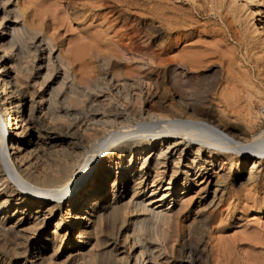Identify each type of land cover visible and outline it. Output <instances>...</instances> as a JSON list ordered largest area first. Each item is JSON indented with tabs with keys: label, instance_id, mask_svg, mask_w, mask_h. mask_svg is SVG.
I'll list each match as a JSON object with an SVG mask.
<instances>
[{
	"label": "bare ground",
	"instance_id": "1",
	"mask_svg": "<svg viewBox=\"0 0 264 264\" xmlns=\"http://www.w3.org/2000/svg\"><path fill=\"white\" fill-rule=\"evenodd\" d=\"M99 1L63 2L91 20L108 7ZM30 2L0 0V264H204L227 182L264 158L258 116L240 119L225 94L218 111L199 91L174 99L186 97L176 91L185 59L173 65L163 57L147 42V22L127 11L111 10L112 26L123 23L112 34L101 25L65 45L63 33L48 29L61 25L52 5L37 11ZM123 65L124 73L104 75ZM56 66L69 80L65 93L46 84ZM170 78L176 90L164 99ZM78 167H88L81 180ZM259 168L245 181L255 183Z\"/></svg>",
	"mask_w": 264,
	"mask_h": 264
},
{
	"label": "rangeland",
	"instance_id": "2",
	"mask_svg": "<svg viewBox=\"0 0 264 264\" xmlns=\"http://www.w3.org/2000/svg\"><path fill=\"white\" fill-rule=\"evenodd\" d=\"M44 1L33 0L32 3L30 2V5L37 11L38 9L39 11L47 10L46 8L52 5V9L56 10L53 16L58 18L56 21L59 24L61 23V25L58 24V29L54 30L53 28L56 25H52L51 27L48 24V29L50 28V32L57 31L58 33H63L60 38H64L65 45L69 44V40H66L67 36L77 39L79 35L82 36L84 32L90 29L99 30L102 27L105 30L110 27L108 31L113 33L114 30L122 28V21L119 23L116 21L117 23L113 26L112 24L115 21H112L113 23L110 20L108 21L109 17L113 15L111 10H124L142 22H147L149 25L147 35L150 36L147 42L162 53L163 57L170 60L173 65L181 64V62L184 64L185 62V67L187 68L183 75L187 77L184 78L182 76L186 80V82L184 80L185 85L182 83L185 89H182V86H177L173 81L174 85L172 83L173 79L170 78L171 82H167L169 86L165 85L160 88L161 91H164V99H170L173 94L172 91L175 92L177 86L176 91H183L184 93L182 92V94H185L186 97L183 96L180 99V96H176L174 99H178V101H182L184 98V101L186 99V101L193 100L192 97L197 99L196 95L197 91H199V94L202 92V99L209 97L206 100L207 104H210L218 111V109L221 110L224 107L219 102L220 99L226 97L223 100L226 99V102L228 100L231 103L230 105L227 102L229 109L234 110L238 107L236 111L244 115L246 113V116L249 112L247 118L255 119L258 116L257 122L259 123L256 128L257 130H259V126L264 128V0H100L99 2L106 3L108 7L105 6L106 8L101 9L91 20L83 17L78 18L77 14L66 12L64 0H56V3L59 2L58 4L54 0H51L52 2L49 0ZM76 1L78 3H86L89 0ZM53 3H55L54 6ZM60 38L58 39L59 44L61 43L59 41L61 40ZM159 41H162V44L160 43L159 45ZM186 53L189 55V58L186 57ZM193 53L197 60L195 57H192ZM184 54L186 58H184ZM193 58L195 59V65L191 63L194 60ZM198 58L204 63L201 61L197 62ZM187 61L188 63H186ZM186 64L193 67L190 68ZM124 67L125 65L121 68L118 67V69L117 67L110 68L104 71V75H109L112 70L124 73L127 69V67ZM55 70L53 76L55 80L52 81V77L46 84L52 83L50 87L52 85L54 87L62 86L60 90L61 92L63 91L62 93H65L68 90L67 87H69V80L60 77L63 68L56 66ZM188 75L191 76L192 80ZM58 77L60 78L56 79ZM223 78L229 79L224 80ZM188 79L192 84H189L190 82L187 83ZM200 79L203 83L200 82ZM203 79L209 82L206 80L205 82ZM41 80L39 79L36 83L41 82ZM56 80L57 82H55ZM215 80L218 83L215 84ZM196 81L197 83H195ZM61 82L63 83L62 85ZM195 84L200 85H196L198 88L196 87L194 90ZM214 84L217 86L215 87L217 90L214 88ZM189 85L191 88H189ZM193 85L194 87H192ZM39 87L46 88L47 85H37L36 89L39 90ZM230 89H235L236 91L234 90V92ZM47 91L46 88L45 99L49 97L50 90ZM226 91L232 93V96H230V93L228 95ZM190 92L193 94H190ZM218 92L223 93H219L218 95ZM233 93L235 94L233 95ZM222 94H225L223 98ZM228 96L231 99H228ZM144 97L146 99H153V101L157 100V98L148 96L147 94ZM210 97L214 100H211ZM40 98L41 95L39 93L36 99V114L38 116L42 115L40 111ZM233 98L234 100L238 99L239 103L238 100H236V103ZM208 101H211V103ZM233 102L236 104H233ZM243 102H245V105L242 104ZM219 103L222 105L220 106ZM240 105L243 107H240ZM249 105L250 109L248 108ZM63 106L62 112L64 111L63 109L67 111L65 105ZM232 106L235 108H232ZM244 115L240 119L245 120L244 117L246 116ZM89 154L91 152L87 153V155ZM255 167H260L258 173L259 179L257 177L256 179L258 180H255V183H251V185L245 179H249L250 171L252 169L254 171ZM81 169H76V173H81L79 180L84 177V173L88 172V167L84 170ZM244 171V178L240 181L234 183L231 181L227 182L225 197L209 223V232L205 236L206 249L202 255L204 264H264V158L257 159L255 166L253 160L248 161ZM53 228L54 225H50L51 231L54 230ZM63 264L73 263L68 262Z\"/></svg>",
	"mask_w": 264,
	"mask_h": 264
}]
</instances>
